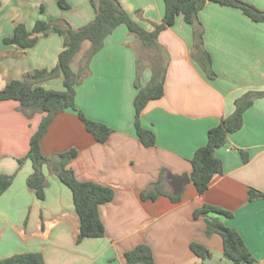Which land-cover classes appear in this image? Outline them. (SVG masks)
I'll return each mask as SVG.
<instances>
[{
  "label": "crops",
  "instance_id": "1",
  "mask_svg": "<svg viewBox=\"0 0 264 264\" xmlns=\"http://www.w3.org/2000/svg\"><path fill=\"white\" fill-rule=\"evenodd\" d=\"M60 1L70 7L62 8ZM147 31L150 23L161 24L163 0H119ZM264 10V0H243ZM141 12L142 20L136 13ZM91 0H0V89L15 79L40 69H53L64 50V38L51 33L34 34L37 43L23 49L5 43L17 25L33 31L37 21L67 22L80 29L95 19ZM205 47L213 59L216 79L208 78L192 57L194 30L183 16L163 31L159 44L170 56L162 99L148 104L142 125L156 135V145L146 148L135 128L137 50L135 38L125 26L107 38L104 48L89 64L90 75L77 88L76 106L93 121L114 133L100 144L72 111L58 114L41 142L51 157L77 149L69 167L83 182H95L115 190V199L100 207L105 237L87 238L77 244L79 220L71 190L47 167L45 200L28 188L33 174L31 161L18 160L30 150V140L45 114L28 119L19 102L0 103V175L16 174L12 186L0 192V260L22 253H41L45 264H127L125 253L140 244L149 245L156 264H232L224 256L222 238L206 235V220L193 214L204 205L222 208L233 218L224 224L239 232L254 256L264 264V198L250 200L252 189L264 194V98L244 114L242 129L227 137L216 151L223 174L216 176L200 194L191 180L196 151L205 146L208 133L235 111V103L248 92H264V23H257L241 10L209 2L200 12ZM89 44H85L83 52ZM81 55V54H80ZM80 56L73 68L79 69ZM152 78L147 69L141 79ZM63 89V79L42 84ZM241 151L248 161H244ZM165 174V193L144 201L142 192ZM172 176H189L181 193ZM170 196H180L174 202ZM197 243L211 253L201 260L192 251Z\"/></svg>",
  "mask_w": 264,
  "mask_h": 264
},
{
  "label": "trees",
  "instance_id": "2",
  "mask_svg": "<svg viewBox=\"0 0 264 264\" xmlns=\"http://www.w3.org/2000/svg\"><path fill=\"white\" fill-rule=\"evenodd\" d=\"M165 3V16L161 24L150 23L152 31H147L124 8L119 0H91L95 9V19L80 29H72L67 22L43 20L37 21L33 31H28L24 24L16 26L14 35L6 38L5 43L28 49L36 45L37 38L34 34L45 36L56 33L64 38V50L60 53L58 64L55 68L35 70L28 73L22 79L9 82L0 89V103L5 101L19 102V111L28 119L36 114H45L38 131L30 140L28 154L19 159L22 167L26 161H31L34 172L27 180L28 188L43 201L46 198L48 181L44 174L47 167L50 173L66 185L72 192L75 212L79 220V234L77 244L87 238L98 239L105 237V226L100 215V207L115 199L116 192L113 188L97 184L95 182L80 181L74 170L69 165L79 155L77 149L55 154L47 157L43 154L41 142L48 132L54 118L64 112H75L84 123L86 130L100 144L106 143L114 130L107 125L90 120L84 112L76 106L77 88L90 75L89 64L92 59L104 48L105 42L119 27L128 28L131 36L135 38L139 46L137 52V77L135 87L138 90L135 97V128L139 141L146 148L156 145V135L146 129L141 123V116L148 104L160 100L165 94V82L170 56L159 44L160 34L176 24L179 16L193 27L194 46L192 57L202 67L209 79H216L213 70V59L205 47L204 27L199 20L200 12L209 2L221 6L232 7L241 10L247 17L257 23H264V10L243 0H163ZM62 8L70 6L60 1ZM141 12H137V18L142 20ZM89 47L82 53L84 45ZM145 55H144V53ZM149 53H153L152 56ZM82 55L78 72H75L73 63L76 57ZM148 61V62H147ZM150 69L151 80L142 86L141 79L144 72ZM63 79V89H48L42 84ZM264 98V92H248L235 103L234 113L222 120L219 126L208 133L207 144L199 148L191 160V180L200 194L205 193L213 179L223 174V165L216 157V151L226 145L227 137L240 131L244 125V114L254 102ZM244 161H248L247 154L241 151ZM162 171L160 180L151 184L142 192L144 201L156 200L165 193V174ZM16 174L0 175V192H6L13 184ZM174 202H180V196H170ZM264 198V194L252 189L250 200ZM195 219L200 217L206 220V235H219L223 241L224 256L232 264H254V256L246 246L239 232L224 224L222 218H233V213L211 205H204L193 214ZM192 251L201 260L211 255L210 251L200 244L193 243ZM127 264H156L152 248L147 244H140L125 253ZM0 264H45L41 253H22L0 260Z\"/></svg>",
  "mask_w": 264,
  "mask_h": 264
},
{
  "label": "water",
  "instance_id": "3",
  "mask_svg": "<svg viewBox=\"0 0 264 264\" xmlns=\"http://www.w3.org/2000/svg\"><path fill=\"white\" fill-rule=\"evenodd\" d=\"M172 185L175 187L177 194L181 193L183 190V184H186L190 181L189 176L176 177L172 176Z\"/></svg>",
  "mask_w": 264,
  "mask_h": 264
},
{
  "label": "rangeland",
  "instance_id": "4",
  "mask_svg": "<svg viewBox=\"0 0 264 264\" xmlns=\"http://www.w3.org/2000/svg\"><path fill=\"white\" fill-rule=\"evenodd\" d=\"M87 44V43H86ZM144 53V52H143ZM144 55H145V53H144ZM149 55L150 56H152L153 55V53H149ZM79 60V64H80V62L82 61V55L80 56V58L78 59ZM148 62V61H147Z\"/></svg>",
  "mask_w": 264,
  "mask_h": 264
}]
</instances>
